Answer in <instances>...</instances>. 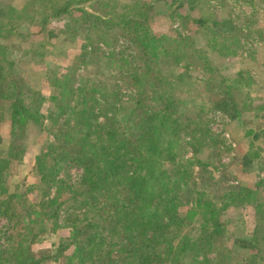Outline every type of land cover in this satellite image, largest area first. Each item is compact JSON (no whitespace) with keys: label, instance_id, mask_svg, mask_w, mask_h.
<instances>
[{"label":"trees","instance_id":"16d2710c","mask_svg":"<svg viewBox=\"0 0 264 264\" xmlns=\"http://www.w3.org/2000/svg\"><path fill=\"white\" fill-rule=\"evenodd\" d=\"M33 1V6L29 0L20 10L13 6L0 9V35L15 33L25 39L26 34L14 22L37 17ZM40 2L38 11L53 7L40 18L44 26L50 18L63 20L58 33H81L83 44L78 52L69 53L70 62L63 71L53 73L45 97L7 67V46L0 43V122L7 101L11 133L0 175L5 163L22 160L29 129L47 130L55 140L49 145L50 158L46 151L36 159L41 182L35 186L42 189V200L22 205L20 212L9 207L10 199L19 201L20 195L6 193L3 197L7 198L0 200L9 227L22 229L8 236L10 245L3 264H42L43 259L59 257L72 244L75 252L67 257L69 263L77 253L82 263L90 264H133L135 260L136 264H160L162 254L166 264L207 263L206 251L213 244H219L215 245L219 249L223 246L224 232L216 221V209H210L199 228L187 216L189 209L181 213L185 206L198 204V192L190 170L197 162L183 158L179 136L205 123L192 117L200 109L194 100L196 81L176 70L182 62H195L211 73L216 69L211 59L192 36L184 37L187 43L183 38L168 41L165 35L152 33L138 18L139 13L118 12L111 0ZM219 22L203 17L192 20L204 28L209 41L220 37L209 26ZM121 40L126 42L124 51L116 47ZM36 50L35 56L40 48ZM80 68L84 73H78ZM166 74L172 78L167 80ZM239 81L221 79L228 93ZM43 99L50 103L46 112ZM198 138H190L185 145L195 152ZM74 166L79 173L72 179L68 169ZM61 170L65 172L58 177ZM260 185V180L253 186L238 182L227 194L256 202L255 226L247 245L257 244L263 250L264 200L253 197ZM3 190L0 182V193ZM65 204L71 207V211L65 208L63 217L69 223V238L61 239L54 253L39 257L29 248L25 253L21 243L26 236L32 241L56 230ZM185 227L188 236L178 237ZM19 238L23 240L15 245ZM190 254L194 259L202 255V259L188 261ZM257 257L262 260L264 255L257 250Z\"/></svg>","mask_w":264,"mask_h":264},{"label":"rangeland","instance_id":"374dc122","mask_svg":"<svg viewBox=\"0 0 264 264\" xmlns=\"http://www.w3.org/2000/svg\"><path fill=\"white\" fill-rule=\"evenodd\" d=\"M27 1L29 0H0V9L13 6L20 10L26 6ZM111 2L118 12L128 9V13H139L138 18L143 20V24L147 25L152 33L165 35L168 41L183 38L184 43H187V38L184 37L192 36L193 42H196L197 47L202 49L203 54L205 53L214 64L216 69L211 73H206L202 65L195 62L191 65L182 62L176 70L177 74L184 72L185 76L189 75L196 81L194 100L200 109L196 116L192 117H195L194 119L198 117L200 123H205L198 130L189 129L190 134L179 136L183 158L194 159L197 162L190 170L196 181V193L198 192V195H195V202L198 204L194 208L185 206L181 213L189 209L187 216H190V221L197 228L205 222L203 218L212 212L210 209L218 210L215 216L217 223L222 224L224 238L220 246L221 244L223 246L219 249L216 248L219 244H213L206 251L208 262L204 264H264V258L261 260L257 257V250L264 255V249H260L257 244L247 245L255 226L256 202L251 198L241 199L237 194H227L238 182L253 186L260 180V188L253 197L258 202L264 200V109L261 108V105H264V0H111ZM33 3L31 0V6ZM40 6V0H36L34 11L37 17L34 19L29 17L22 22H14V26L26 34L25 39L15 33H3L0 35V43L7 46L5 56L10 60L7 67L12 73L23 77L31 87L47 97L53 73L65 69L70 62L69 53L74 54L81 50L83 41L81 33L76 35L68 32L58 33L64 26L63 20L50 18L48 24L44 26L40 18L53 7L49 6L47 12H43L38 11ZM199 17L224 21L209 25L220 37L209 41L204 28L192 23V20ZM37 43L41 45L37 46ZM125 44L126 42L121 40L116 46L117 50L124 51ZM37 47L40 48V53L35 56ZM89 67L95 70L93 63H90ZM78 73H84V70L80 68ZM165 77L167 80L172 78L167 74ZM234 77L240 81L238 86L231 87L228 93L221 79ZM48 105L50 103L45 100L44 112ZM3 106L4 110L1 113L4 120L1 119L0 122V163L1 159H5L11 138L7 101ZM43 121L45 125L47 122L45 119ZM192 137L198 138L194 142L197 148L195 152L192 147L185 145ZM198 140L201 144H197ZM24 141L22 160L11 159L8 164L5 163L7 167L0 175V182L6 188L0 193V200L7 198L3 197L6 193L21 196L19 201L16 197L9 201L10 210L16 209V212L22 211L21 206L24 204L28 207L30 203L36 204L42 200V189L35 186L41 182L36 159L46 151L49 153V159L51 156L49 145L55 140L47 130L35 127L27 131ZM198 163L206 165L200 167ZM68 170L72 179L78 177L77 167ZM64 172L61 170L58 177H62ZM68 204L60 210L59 226L56 230L37 237L32 240L33 242L26 236L21 243L26 248L25 253L28 248L39 257L45 256L48 252L54 253L59 241L69 238L71 233L69 223L63 220L65 208L71 211ZM80 210L74 213H79ZM8 223L2 206L0 264L7 261L6 250L10 245L8 236L22 231L20 228H10ZM187 230L188 227H185L178 237L186 233L188 236ZM21 240L23 239L16 240L15 245ZM74 252L75 245L72 244L62 255L43 259L42 264H90L82 263V256L78 253L69 263L67 257ZM94 255L96 257V252ZM163 256V254L160 256L159 260L162 261L160 264H166ZM13 258H16V255ZM193 259L190 254L188 261ZM201 259L202 255L194 261ZM136 261L133 264H136Z\"/></svg>","mask_w":264,"mask_h":264}]
</instances>
